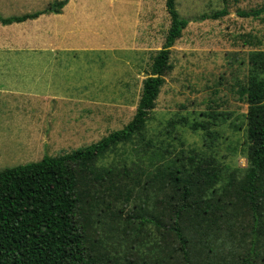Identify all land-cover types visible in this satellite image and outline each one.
Returning a JSON list of instances; mask_svg holds the SVG:
<instances>
[{
    "label": "rangeland",
    "instance_id": "rangeland-1",
    "mask_svg": "<svg viewBox=\"0 0 264 264\" xmlns=\"http://www.w3.org/2000/svg\"><path fill=\"white\" fill-rule=\"evenodd\" d=\"M52 1L1 0L0 14L39 10ZM175 2L188 23L171 47L155 106L142 130L96 166L148 171L167 160L188 164L186 157L194 154L195 165L216 167L210 198L234 195L238 202L240 195L225 191L249 167L248 105L239 89L249 55L264 50V10L255 16L240 12L263 8L264 0ZM223 8L227 14L217 19L203 17ZM48 15L0 25V168L69 152L128 123L170 24L165 0H67L59 14ZM45 25L50 30L44 35ZM155 151L172 158L155 160ZM153 186H135L132 197L114 202V214L92 215L88 233L96 253L119 262L130 256L137 264H163L178 254L173 233L127 222L140 201L154 204L162 196ZM195 237L230 253L237 248L235 236L225 231Z\"/></svg>",
    "mask_w": 264,
    "mask_h": 264
},
{
    "label": "trees",
    "instance_id": "trees-1",
    "mask_svg": "<svg viewBox=\"0 0 264 264\" xmlns=\"http://www.w3.org/2000/svg\"><path fill=\"white\" fill-rule=\"evenodd\" d=\"M66 3L53 0L39 10L0 14V23L9 25L41 14H58ZM165 6L170 24L152 58L149 75L142 80L140 97L128 123L69 152L44 154L37 161L0 168V264H137L130 256L119 262L96 253L88 226L92 215L114 214V202L132 197L135 186L147 189L155 183L162 196L154 204L140 201L127 222L136 224V229L152 225L165 235L174 234L178 254H170L163 264H264V50L249 55L248 74L239 89L248 105L249 167L240 182L225 191L240 195L238 202L234 195L226 200L221 195L210 198L218 178L216 167L195 165L194 154L186 157L188 164L176 165L167 160L172 157L164 151H155L152 158L167 161L148 171L96 166L100 157L142 130L155 106L163 75L170 67L171 47L188 23L179 16L175 0H165ZM263 10L241 11L240 15L255 16ZM225 14L223 8L203 17L217 19ZM214 230L235 236L231 238L237 241L233 253L212 240L195 237Z\"/></svg>",
    "mask_w": 264,
    "mask_h": 264
},
{
    "label": "crops",
    "instance_id": "crops-1",
    "mask_svg": "<svg viewBox=\"0 0 264 264\" xmlns=\"http://www.w3.org/2000/svg\"><path fill=\"white\" fill-rule=\"evenodd\" d=\"M1 1V0H0ZM15 0H2V3L1 4H3V3H5V4H10L11 2H14ZM59 14V13H58ZM45 15V16H44ZM48 14H41L40 16H38L37 17V19L38 18H41V17H46ZM49 16V15H48ZM36 19V18H35ZM35 19H30V20H35ZM30 20H26V21H30ZM23 22H25V21H23ZM20 23H22V22H20ZM12 24H18V23H12ZM0 25H2L1 23H0ZM9 25H11V24H9ZM3 26V25H2ZM6 26V25H5ZM49 31L50 30V28H48L46 25L43 27V34L45 35V33H48V32H46V31ZM48 35V34H47ZM44 49H47V48H44ZM44 51H46V50H44Z\"/></svg>",
    "mask_w": 264,
    "mask_h": 264
}]
</instances>
